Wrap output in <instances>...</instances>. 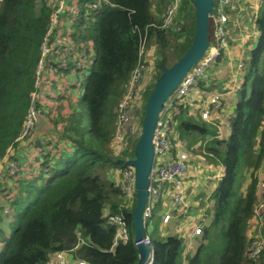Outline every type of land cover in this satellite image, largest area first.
Segmentation results:
<instances>
[{
    "label": "trees",
    "instance_id": "1",
    "mask_svg": "<svg viewBox=\"0 0 264 264\" xmlns=\"http://www.w3.org/2000/svg\"><path fill=\"white\" fill-rule=\"evenodd\" d=\"M87 1L80 0L70 27L82 60L62 67L47 63L60 75L72 67V79L61 85L55 104H36L47 131L19 141L52 9L45 0H0V160L17 167L13 174L3 169L0 179V264H46L53 253L75 247L76 232L85 242L74 249L76 260L137 261L132 208L121 207L112 177L117 168H124L119 160L133 157L137 139L114 154L115 108L137 63L140 36H146L144 59L152 61L156 72L143 92L145 104L162 68L189 47L195 11L192 0H181L175 17L179 29H167L162 22L170 0H108L112 6L95 12L83 6ZM252 24L258 34L244 59L224 136L216 123L192 115L176 93L163 106L161 114L168 115L173 130L170 143L191 158L201 156L222 174L210 179L211 190L208 185L198 187L194 199L198 209L204 208L205 221L187 251L176 222L164 225L161 203L155 204L148 234L151 264H264V211L260 218L253 214L264 177V0ZM208 31L211 39V17ZM89 57L92 62L84 75ZM82 78L85 85L80 89ZM143 110L144 105L135 111L139 123ZM110 214L125 217L127 242L114 241ZM259 239L262 249L250 258L247 247Z\"/></svg>",
    "mask_w": 264,
    "mask_h": 264
},
{
    "label": "built area",
    "instance_id": "2",
    "mask_svg": "<svg viewBox=\"0 0 264 264\" xmlns=\"http://www.w3.org/2000/svg\"><path fill=\"white\" fill-rule=\"evenodd\" d=\"M212 36L203 56L182 78L174 93L187 104L188 109H194L202 120L208 121L210 111L215 112L221 107L220 95L216 91L206 92L210 86L207 70L217 63L222 52L230 43V26H234L238 32L239 24H243L242 10L255 14V9L250 7L252 0H212ZM51 7L50 21L40 43V56L34 71V89L30 93L29 106L21 134L16 140L32 138L31 132L38 121L36 104L44 97L46 86L43 79L46 77L45 67L47 63L54 62L57 67L66 66L70 61L82 60V55L76 51V46L70 37V27L77 20L80 11V0H45ZM253 2V1H252ZM181 0H170L165 7L162 27L167 29H179L175 20ZM112 6L108 0H88L83 6L90 11H97L103 6ZM237 34V33H236ZM249 38V33H244ZM236 36V35H235ZM146 36H140L138 46V58L133 68L125 91L117 102L115 108L116 127L114 133V148L119 154L127 141L138 139L141 130L138 116L135 111L144 105L143 92L148 83L156 74L152 61L144 59ZM243 65L238 63V67ZM51 68V67H50ZM205 95V96H204ZM196 108V109H195ZM194 113V112H193ZM229 125V121L227 120ZM173 134L168 115L164 118L161 113L158 116L153 130V161L148 173L147 198L142 211V225L145 238L141 241H133L136 246L139 243L149 245V253L144 264H151V252L149 232L152 228V209L156 203H161L160 215L165 225L171 220L176 222V230L185 240V249L189 250L191 240L201 234L204 224V213L192 214L190 202L187 197V178L190 170L189 155L179 145H172L170 138ZM131 159V158H130ZM3 160V159H2ZM0 160V162L2 161ZM127 160V159H125ZM3 169L13 174L16 171V163L3 162L0 165V179ZM114 175H117L114 177ZM113 180L119 189L121 207L133 209L136 197L134 183V169L124 166L123 169L114 171ZM264 211V177L258 184V202L253 207L254 217L260 218ZM110 224L114 225V241L127 242L130 239L127 222L122 214H110L107 216ZM256 220V219H255ZM85 243L80 232H76V245L70 250H60L53 253L46 264H71L73 262L74 249ZM263 242H251L247 247L248 256L253 258L262 249ZM77 264H87L84 260H76Z\"/></svg>",
    "mask_w": 264,
    "mask_h": 264
},
{
    "label": "water",
    "instance_id": "3",
    "mask_svg": "<svg viewBox=\"0 0 264 264\" xmlns=\"http://www.w3.org/2000/svg\"><path fill=\"white\" fill-rule=\"evenodd\" d=\"M195 11V31L192 41L185 53L171 66L164 67L154 81L144 104L140 135L134 146L131 159L119 160L123 166L134 169V183L136 188L135 204L132 209L133 241L138 242L145 238L142 225V211L147 198L148 173L153 161V130L164 104L175 92L186 73L203 56L209 44V19L213 13L212 0H192ZM136 264H144L149 245L139 243Z\"/></svg>",
    "mask_w": 264,
    "mask_h": 264
},
{
    "label": "rangeland",
    "instance_id": "4",
    "mask_svg": "<svg viewBox=\"0 0 264 264\" xmlns=\"http://www.w3.org/2000/svg\"><path fill=\"white\" fill-rule=\"evenodd\" d=\"M255 1V0H254ZM258 3V2H257ZM257 6V5H256ZM258 8H259V3H258ZM257 11L258 9L255 7V14H252L250 12H248L247 10L245 11V9L242 10V14H243V24H239V29L243 32H245L244 28H248L250 33H253L252 36H250L249 38L245 39L243 37H240L238 39V41L242 42V52H241V56H242V60L240 62L244 63V59L247 58L249 56V49L253 46V42L255 41V39L257 38V31L254 29V26L252 24L253 20L255 19L256 15H257ZM51 16V14H50ZM50 21V19H49ZM247 26H244V25ZM243 25V26H242ZM238 42V43H240ZM234 44H236L234 42ZM233 45V44H232ZM92 62L91 57H89V65L86 66L85 68H83V73L84 75L87 74V68L90 66ZM80 60L74 63H71L73 65H79ZM71 67V66H70ZM232 67L237 68L236 63L233 64ZM72 67L69 68L68 73L66 75H60L58 73H55L53 70L52 73V68L50 67H45V72H46V77L43 79V83L46 86V90H45V95H49L50 97L46 96V97H42L41 102L43 104L46 105H52L55 104V100L54 99L59 93H60V87L63 83H68L71 80V76H72ZM239 71H241V77L243 76V65L241 67H239ZM242 80V78H241ZM52 81H54V85L52 84ZM81 88L83 89V86L85 85V79L82 78L81 81ZM150 83V82H149ZM148 83V85H149ZM240 87V85H239ZM237 87V88H239ZM230 101V100H229ZM232 102H234V96L232 98ZM232 104V103H231ZM196 109V108H195ZM190 113L193 115L194 109H189ZM38 121L36 122L35 126H34V130L30 133L31 134V139H33L35 136H38L39 134L45 133L48 129V127H46L47 123L44 122L45 116H43L44 114H41L38 112ZM161 116L164 118L165 114H161ZM225 117V116H224ZM229 117V116H228ZM228 117H226V121L228 119ZM224 119V120H225ZM222 123L219 124L218 129L222 130L221 136L225 135L224 130L222 129V126L225 127V124ZM219 130V131H220ZM26 139V138H25ZM24 139V140H25ZM29 140V137L27 138ZM23 141V140H21ZM23 143V142H22ZM113 152L114 154L117 155V149L115 150L114 146H113ZM6 159H3L0 162V165L5 162ZM192 162V163H190ZM189 164H190V170H189V174H188V178H187V197L189 199L190 202V208L192 210V214H196L197 212H202V214L204 213V208L198 209V201L194 199V196L197 194L198 192V187H202L205 185H208V188L211 190L214 187V178L220 177L222 174V171L219 167L216 166H211L208 163H206L203 158L201 156L195 157V158H191L189 157ZM118 169V168H117ZM116 169V170H117ZM264 170V169H263ZM13 172H16L15 170ZM117 175H114V177H116ZM212 178V179H211ZM211 179V180H210ZM216 180V179H215ZM205 207H207V205H205ZM198 209V210H197ZM204 215V214H203ZM193 245V239L191 240Z\"/></svg>",
    "mask_w": 264,
    "mask_h": 264
},
{
    "label": "crops",
    "instance_id": "5",
    "mask_svg": "<svg viewBox=\"0 0 264 264\" xmlns=\"http://www.w3.org/2000/svg\"><path fill=\"white\" fill-rule=\"evenodd\" d=\"M252 1L250 7L252 9H255V7L258 9V3L260 4V0H255V1L252 0ZM244 26L247 25L245 24ZM244 29L245 32L241 31L240 29H238V32H236L235 27L233 25L230 26V31H229L230 43L228 47H226V49L222 52L221 57L219 58L217 63L212 65L207 70L210 86L206 89V92L208 91L218 92V94L220 95V103H221V107L217 109L215 112L210 111V117H209L210 119L208 121L216 123L217 128L219 124L221 123L222 125L225 124V127L221 125L225 134L228 128V124L225 118L232 114L233 104H234V102H232V98L236 90H238L237 87H239V85H241L242 82L241 71H239L238 63L243 59L241 56L243 47H242V42L238 41V39L240 37L245 38L243 35L244 33H249L250 36L253 35V33L249 32L247 27ZM234 42L236 44H234ZM234 63H236L237 68L235 67L231 68V66H233ZM193 115L199 116V113L195 111ZM219 130L220 129H218V132L219 135L221 136L222 130L220 131ZM187 183L188 182H186V184ZM71 254L73 255V253ZM74 262L75 259H73V262L71 264H74Z\"/></svg>",
    "mask_w": 264,
    "mask_h": 264
}]
</instances>
